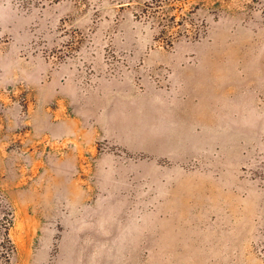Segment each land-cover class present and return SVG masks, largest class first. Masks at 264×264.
Wrapping results in <instances>:
<instances>
[{
    "label": "rangeland",
    "instance_id": "rangeland-1",
    "mask_svg": "<svg viewBox=\"0 0 264 264\" xmlns=\"http://www.w3.org/2000/svg\"><path fill=\"white\" fill-rule=\"evenodd\" d=\"M0 264H264V0H0Z\"/></svg>",
    "mask_w": 264,
    "mask_h": 264
}]
</instances>
